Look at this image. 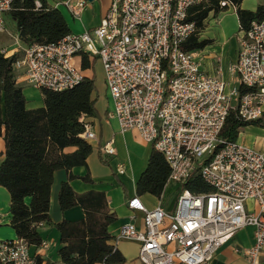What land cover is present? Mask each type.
Wrapping results in <instances>:
<instances>
[{
	"label": "built area",
	"instance_id": "obj_1",
	"mask_svg": "<svg viewBox=\"0 0 264 264\" xmlns=\"http://www.w3.org/2000/svg\"><path fill=\"white\" fill-rule=\"evenodd\" d=\"M14 1L0 0V32ZM205 1L111 0L94 29L69 32L55 43L19 46L12 54V69L27 86L51 92L73 89L83 80L75 57L96 58L111 103L108 115L117 120L119 133L137 132L163 156L168 181L180 189L173 209L161 204L149 209L133 196L127 207L141 214L142 227L126 223L117 237L139 244L141 264H208L245 227L254 229L253 244L242 251L247 261L256 264L264 255V153L220 137L231 111L244 122L264 114V15L238 30L237 57L226 66V80L220 66L214 75L203 70L199 50L183 48L195 31L188 11ZM85 4L74 0L63 6L77 18ZM81 121V137L96 140L91 123L86 117ZM99 151L115 155L112 140ZM195 174L209 193L185 189ZM248 201L256 211L247 209ZM49 245L40 242L38 251ZM35 262L23 239L0 242V264Z\"/></svg>",
	"mask_w": 264,
	"mask_h": 264
},
{
	"label": "trees",
	"instance_id": "obj_2",
	"mask_svg": "<svg viewBox=\"0 0 264 264\" xmlns=\"http://www.w3.org/2000/svg\"><path fill=\"white\" fill-rule=\"evenodd\" d=\"M40 6L37 8L35 2ZM225 1L234 7L239 30L249 27L251 21L264 15V5L255 11L241 9L242 0H206L188 11V20L195 24V31L183 45L187 51L203 50L210 41L200 39L205 20L224 12ZM6 15L12 20L19 40L31 43H55L70 32L62 14L47 0H15ZM16 55L6 57L0 52V137L5 142L4 159L0 164V186L10 194V226L17 238L29 246L39 245L38 228L49 223V198L56 170L67 173V181L61 184L58 201L61 210L79 206L84 218L78 221H61L55 225L59 233L58 255L63 264H123L125 258L110 243L113 239L108 226L115 220L110 213L103 192L76 194L69 186L74 178V167L86 166L91 145L81 137L82 117L96 115L94 79L84 77L73 89L62 92L40 90L43 106L26 108L22 88L16 84L12 64ZM82 68L89 66L83 55ZM244 88L239 87L243 93ZM4 106L2 114L1 105ZM260 120V119H259ZM258 120L241 121L231 111L224 123L220 137L236 141L240 129L258 125ZM68 149H71L68 151ZM169 167L163 156L152 149L147 167L136 184V194H148L160 198L168 182ZM85 180H89L86 178ZM179 188V187H177ZM193 193H209L210 187L199 175H194L185 185ZM30 198V203H25ZM35 264H40L37 258Z\"/></svg>",
	"mask_w": 264,
	"mask_h": 264
},
{
	"label": "crops",
	"instance_id": "obj_3",
	"mask_svg": "<svg viewBox=\"0 0 264 264\" xmlns=\"http://www.w3.org/2000/svg\"><path fill=\"white\" fill-rule=\"evenodd\" d=\"M60 11L65 19L71 33H83L97 27L106 13L111 0H92L87 2L81 10L79 16L74 18L70 16L68 10L63 6L66 1L74 0H47ZM250 3V4H248ZM264 5L261 0H242L241 9L255 11L257 6ZM68 12H67V11ZM210 16L207 18L209 19ZM227 20L234 22L231 30H228ZM219 23V26L214 28L213 23ZM14 24V23H13ZM239 23L237 14L234 9L228 8L226 11L209 22L202 38L210 41V43L200 50L202 67L205 72L210 75L216 74L217 68L220 66L223 69V78L228 80V75L225 71L226 66L235 61L237 57V34ZM1 33V32H0ZM15 47L5 50L7 56H10L17 49V46L22 47V42L19 36L13 38ZM0 47V52H2ZM9 51L10 54L8 53ZM87 56V55H86ZM83 55L77 56L74 63L81 69L83 77L94 79L95 76L91 70L96 64V58L88 57L89 66L87 69L82 68ZM100 66V65H99ZM16 84L22 88L23 95L26 99V108L35 109L43 106V95L39 89L27 86L23 82L20 72L14 73ZM27 86V87H26ZM95 90L92 93V99H95L96 115L94 117H86V120L91 123L93 131L96 135V140L88 142L91 145V153L86 160V166L74 167L71 174L74 176L69 182V186L76 194H84L87 192H103L107 201V206L110 213L115 215V220L108 226V232L112 236L110 243L114 245L125 258L123 264H141L137 260L139 244L129 240H118V233L122 225L133 223L137 229L142 227V219L140 213H133L127 207V202L136 194V184L140 176L147 167L148 159L152 148L145 143L135 131H127L119 133L118 122L114 117L108 115V109L111 104L108 103L104 79L102 73L99 79V88L102 91L99 101L98 89L94 79ZM27 88L40 91V98L35 99L32 103V96H27L25 91ZM33 90V91H34ZM2 114L4 106L1 105ZM242 137V138H240ZM112 140V145L115 150V155L104 157L100 154L99 148L107 141ZM258 151L264 153V124L261 127L246 126L240 129L237 139ZM71 149H68L70 151ZM5 142L0 137V164L4 159ZM121 168L122 173L117 169ZM88 178L89 180H85ZM67 181V173L63 169L56 170L53 174V181L50 189L49 198V223L41 224L38 232L42 241L49 242L46 249H39L38 245H31L30 252L40 260V264H63L58 255L59 233L55 225L61 221H78L84 218V213L79 206H73L66 210H61L58 196L61 184ZM172 183L170 181L167 182ZM166 185V186H167ZM165 186V188H166ZM164 188V190H165ZM163 190V193H164ZM163 193L160 198L144 194L138 196L144 205L151 209L161 204L162 207L170 211L173 207L165 206L160 200H163ZM150 199H153L152 203ZM25 203L29 205L30 198H25ZM250 211H256V206L253 201H248L246 205ZM10 194L0 186V242L4 240L17 239L14 229L10 226ZM252 227H245L239 230L233 238L223 245L213 256L208 264H250L243 255V249L250 247L253 244ZM256 264H264V255H260Z\"/></svg>",
	"mask_w": 264,
	"mask_h": 264
},
{
	"label": "rangeland",
	"instance_id": "obj_4",
	"mask_svg": "<svg viewBox=\"0 0 264 264\" xmlns=\"http://www.w3.org/2000/svg\"><path fill=\"white\" fill-rule=\"evenodd\" d=\"M262 2H264V0H261ZM250 4V3H248ZM67 11V10H66ZM68 12V11H67ZM69 13V12H68ZM70 14V13H69ZM219 14H217L216 16L215 15H212V13L209 15L210 18L209 19H206L205 22H204V29L203 31L200 33L199 35V38L200 39H203L202 36H203V33L206 29V27L209 25V22L213 19H215ZM71 16V15H70ZM4 31H2L0 33V47L1 49L4 47L6 48V50H10L12 48H14L16 45L14 43V37H16L18 34H17V31H16V28L12 22V20L5 14L4 17ZM226 24L228 25V30H231L234 26V22L231 21V20H227L226 21ZM215 28L219 26V23L217 24L216 22L212 24ZM21 46H25V45H21ZM19 46H17L18 48ZM5 51L4 49H2V52ZM11 51H9L8 53H10ZM200 52V50H199ZM6 54V52H4ZM15 53V52H14ZM12 55V54H11ZM201 57V55H200ZM100 65V66H99ZM91 70L95 76V85H96V92H97V89H98V101L100 99V96L102 95V91L101 89L99 88V79H100V75L102 73V76H103V79H104V74H103V70H102V66L100 64V62L98 60H96V64L94 65V67L92 68L91 67ZM27 87V86H26ZM29 87V86H28ZM32 88H27V90L25 91V94L27 96H32V103H35V99H39L40 98V91L38 92V90H34ZM106 94V92H105ZM107 97V95H106ZM107 100H108V103H110V100L108 99L107 97ZM111 104V103H110ZM259 124L257 125L258 127H261L263 126L264 124V114L262 115V117L260 118V120H258ZM250 126H256V125H250ZM256 126V127H257ZM242 138V137H240ZM180 192V189L177 188V185H175L174 183H168V185L166 186L165 190H164V193H163V200H160L159 202H162L165 206H168V207H173L175 202H176V199L178 197V193ZM150 201L153 203L154 200L153 199H150Z\"/></svg>",
	"mask_w": 264,
	"mask_h": 264
},
{
	"label": "water",
	"instance_id": "obj_5",
	"mask_svg": "<svg viewBox=\"0 0 264 264\" xmlns=\"http://www.w3.org/2000/svg\"><path fill=\"white\" fill-rule=\"evenodd\" d=\"M87 2H91L92 0H86Z\"/></svg>",
	"mask_w": 264,
	"mask_h": 264
},
{
	"label": "bare ground",
	"instance_id": "obj_6",
	"mask_svg": "<svg viewBox=\"0 0 264 264\" xmlns=\"http://www.w3.org/2000/svg\"><path fill=\"white\" fill-rule=\"evenodd\" d=\"M10 54V53H9Z\"/></svg>",
	"mask_w": 264,
	"mask_h": 264
}]
</instances>
